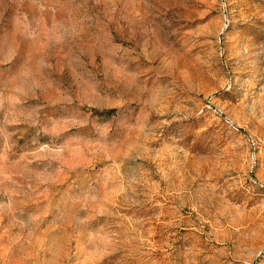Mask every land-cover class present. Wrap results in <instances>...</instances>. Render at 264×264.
Segmentation results:
<instances>
[{
    "label": "rangeland",
    "instance_id": "rangeland-1",
    "mask_svg": "<svg viewBox=\"0 0 264 264\" xmlns=\"http://www.w3.org/2000/svg\"><path fill=\"white\" fill-rule=\"evenodd\" d=\"M0 264H264V0H0Z\"/></svg>",
    "mask_w": 264,
    "mask_h": 264
}]
</instances>
